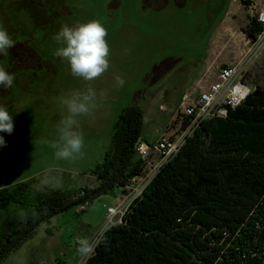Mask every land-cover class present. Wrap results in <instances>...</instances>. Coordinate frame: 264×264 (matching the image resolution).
<instances>
[{
	"label": "rangeland",
	"instance_id": "obj_1",
	"mask_svg": "<svg viewBox=\"0 0 264 264\" xmlns=\"http://www.w3.org/2000/svg\"><path fill=\"white\" fill-rule=\"evenodd\" d=\"M248 1L0 0V27L15 44L31 46L41 62L39 68L16 70L13 86L0 88V106L7 107L14 122L11 134L0 132L7 144L0 148V191L13 192L25 183L38 194L96 190L94 172L111 148L125 109L144 107L156 97L157 115L144 117L143 128L146 143L154 146L177 123L173 117L183 96L193 94L202 76L213 82L225 64L236 65L251 89L264 88V41L249 36L254 5L258 8L262 0ZM93 19L108 31L110 68L91 82L98 96L101 91L105 96L92 116L79 118L85 156L72 163L57 160L45 141L56 138V125L66 115L60 95L83 91L88 82L73 77L68 62L54 55L60 47L54 37L63 25ZM116 75L125 80L123 87L116 86ZM120 198L122 189L115 188L42 223L2 264H86L106 225L107 208ZM79 239L95 242L89 256L78 253Z\"/></svg>",
	"mask_w": 264,
	"mask_h": 264
},
{
	"label": "trees",
	"instance_id": "obj_2",
	"mask_svg": "<svg viewBox=\"0 0 264 264\" xmlns=\"http://www.w3.org/2000/svg\"><path fill=\"white\" fill-rule=\"evenodd\" d=\"M249 30L256 42L262 26L254 19ZM144 117L138 105L120 115L96 190L38 194L25 183L0 191V264L42 223L141 174ZM86 264H264V88L204 120Z\"/></svg>",
	"mask_w": 264,
	"mask_h": 264
},
{
	"label": "clouds",
	"instance_id": "obj_3",
	"mask_svg": "<svg viewBox=\"0 0 264 264\" xmlns=\"http://www.w3.org/2000/svg\"><path fill=\"white\" fill-rule=\"evenodd\" d=\"M108 31L98 19L74 26L63 25L55 35L60 45L54 55L67 61L73 77L88 82L85 90H70L62 93L59 105L66 110V115L56 125L57 136L52 141H45L54 150L57 160L76 162L85 156V137L81 130L80 117H90L98 107V100L105 96L91 86V82L100 78L110 68V47L107 42ZM15 41L8 31L0 27V56L7 57ZM116 86L123 87L125 80L120 75L114 77ZM15 76L10 74L0 63V87L11 88ZM14 130L13 116L5 106H0V132L11 134ZM6 141L0 136V148L6 147ZM95 243V242H93ZM93 243L88 239H79L77 251L82 256H89Z\"/></svg>",
	"mask_w": 264,
	"mask_h": 264
},
{
	"label": "built area",
	"instance_id": "obj_4",
	"mask_svg": "<svg viewBox=\"0 0 264 264\" xmlns=\"http://www.w3.org/2000/svg\"><path fill=\"white\" fill-rule=\"evenodd\" d=\"M254 9L256 10L255 18L262 26L257 41H264V0L258 8L254 5ZM252 92L253 89L243 81L238 67L227 64L219 68L217 81L206 89L199 86L198 93L185 94L176 112L175 126H172L154 146H150L141 139L137 142L135 150L144 162L143 170L122 188L125 199L118 202L116 206L107 208L106 225L100 237L107 229L122 222L131 204L143 195L160 169L178 154L187 139L194 134L204 120L212 117H226L229 108L234 109L241 105ZM152 155L158 157L155 163L150 160ZM149 166H152V169L147 171ZM100 237H98L99 240Z\"/></svg>",
	"mask_w": 264,
	"mask_h": 264
},
{
	"label": "flooded vegetation",
	"instance_id": "obj_5",
	"mask_svg": "<svg viewBox=\"0 0 264 264\" xmlns=\"http://www.w3.org/2000/svg\"><path fill=\"white\" fill-rule=\"evenodd\" d=\"M0 63H3L6 70L13 74L20 68H39L40 60L38 54L33 48L25 44H15L13 48L9 50V55L5 58L0 56ZM1 90L5 88L0 87Z\"/></svg>",
	"mask_w": 264,
	"mask_h": 264
},
{
	"label": "crops",
	"instance_id": "obj_6",
	"mask_svg": "<svg viewBox=\"0 0 264 264\" xmlns=\"http://www.w3.org/2000/svg\"><path fill=\"white\" fill-rule=\"evenodd\" d=\"M225 65H227V64H225ZM174 66V65H173ZM224 66V65H223ZM210 68V67H209ZM212 68V67H211ZM179 73L181 72V69H179V70H177ZM203 71H204V69H203ZM202 71V72H203ZM218 74V73H217ZM217 74H216V79L212 82H210L208 79L207 80H204L203 78V76H202V79H200L198 82H197V85L195 86V88L193 89V94H196V93H198V91H199V86H202V89H206L209 85H211L212 83H214L215 81H217ZM158 92H160L159 90L157 91V93ZM157 93H156V95H157ZM155 99H156V97H154V100L152 101V102H149V103H147L144 107H141L142 109H143V111H144V116L145 117H156V115H157V111L155 112V108H154V106H156V104L159 102V101H157V102H155L154 103V101H155ZM182 101V100H181ZM164 104L165 103H161V104H158L159 105V108H158V110H162L163 109V106H164ZM180 105V104H179ZM179 105H178V107L177 108H179ZM157 107V106H156ZM178 110V109H177ZM173 120H174V122L176 121V113H175V116L173 117ZM170 128H172V126H168L167 128H166V131L162 134V136L164 135V134H167L168 132H169V129ZM161 136V137H162ZM141 140H143L144 142H149L148 141V138L146 137V136H144L143 135V133H142V137H141ZM157 142V141H156ZM122 197L123 198H120L119 200H118V202H120V201H123L124 199H125V193H124V191H123V189H122ZM112 206V205H111ZM111 206H109V207H111Z\"/></svg>",
	"mask_w": 264,
	"mask_h": 264
}]
</instances>
